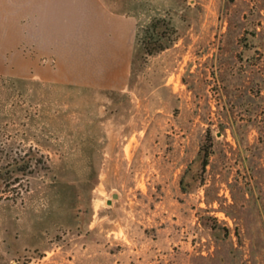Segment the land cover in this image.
<instances>
[{
    "label": "rangeland",
    "instance_id": "obj_1",
    "mask_svg": "<svg viewBox=\"0 0 264 264\" xmlns=\"http://www.w3.org/2000/svg\"><path fill=\"white\" fill-rule=\"evenodd\" d=\"M104 2L151 4L182 36L117 89L0 63L17 105L0 165L44 154L0 187V264H264V0H188L187 16L180 0ZM206 137L210 163L184 192Z\"/></svg>",
    "mask_w": 264,
    "mask_h": 264
},
{
    "label": "crops",
    "instance_id": "obj_2",
    "mask_svg": "<svg viewBox=\"0 0 264 264\" xmlns=\"http://www.w3.org/2000/svg\"><path fill=\"white\" fill-rule=\"evenodd\" d=\"M136 25L104 0H0V63L45 82L123 88Z\"/></svg>",
    "mask_w": 264,
    "mask_h": 264
},
{
    "label": "trees",
    "instance_id": "obj_3",
    "mask_svg": "<svg viewBox=\"0 0 264 264\" xmlns=\"http://www.w3.org/2000/svg\"><path fill=\"white\" fill-rule=\"evenodd\" d=\"M178 1V0H176ZM182 9L181 14L187 16L192 11L199 9V6L192 7L188 0H180ZM120 12V11H116ZM179 14L180 12L177 11ZM137 17V25L135 31V39L133 46V58L131 63V75L136 72L139 62L144 63L149 58L156 56L163 51L173 47L182 34L180 32V26L175 22L174 17L162 14L161 11L154 9L151 4L144 7L143 13H135ZM0 79H4L2 77ZM8 80H14L17 77L9 75ZM6 79V78H5ZM26 79V78H24ZM32 79V78H29ZM10 95L3 96L0 92V136L5 135L9 131L10 123L8 120L15 119L13 116L16 113V103L12 102ZM4 146H12V143L8 140L1 141ZM212 144L208 140V137L202 141L201 148L197 156L190 162L189 166L185 170L181 178V187L184 192H190L199 185L200 176L203 170L207 168L210 163ZM44 154H40L39 151L30 149L23 153H17L16 155H8L3 159L0 165V187H4L8 190L14 185L19 178L20 174H27L28 169L34 165L40 164L44 161ZM212 220H215L212 218ZM215 226L214 221L211 224Z\"/></svg>",
    "mask_w": 264,
    "mask_h": 264
},
{
    "label": "water",
    "instance_id": "obj_4",
    "mask_svg": "<svg viewBox=\"0 0 264 264\" xmlns=\"http://www.w3.org/2000/svg\"><path fill=\"white\" fill-rule=\"evenodd\" d=\"M113 197H118V193H114ZM109 203H111V199L109 200Z\"/></svg>",
    "mask_w": 264,
    "mask_h": 264
},
{
    "label": "bare ground",
    "instance_id": "obj_5",
    "mask_svg": "<svg viewBox=\"0 0 264 264\" xmlns=\"http://www.w3.org/2000/svg\"><path fill=\"white\" fill-rule=\"evenodd\" d=\"M111 202H113V201L111 200Z\"/></svg>",
    "mask_w": 264,
    "mask_h": 264
}]
</instances>
